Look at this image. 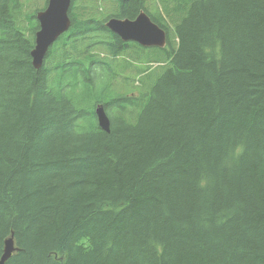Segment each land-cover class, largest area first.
<instances>
[{
  "label": "trees",
  "instance_id": "16d2710c",
  "mask_svg": "<svg viewBox=\"0 0 264 264\" xmlns=\"http://www.w3.org/2000/svg\"><path fill=\"white\" fill-rule=\"evenodd\" d=\"M25 8L0 0L6 264H264V0H71L39 69ZM141 10L165 47L104 26Z\"/></svg>",
  "mask_w": 264,
  "mask_h": 264
},
{
  "label": "water",
  "instance_id": "95a60500",
  "mask_svg": "<svg viewBox=\"0 0 264 264\" xmlns=\"http://www.w3.org/2000/svg\"><path fill=\"white\" fill-rule=\"evenodd\" d=\"M127 1V0H125ZM71 0H48L43 11L37 13L39 29L35 33L34 48L30 55L32 65L39 69L48 48L59 35L68 30L70 19L68 16ZM109 18L105 26L117 34L124 41H134L145 47H162L165 44V35L155 23L148 21L145 12L140 11L134 19ZM98 126L108 132L110 120L102 104L95 108ZM3 252L0 255V264H6L12 254L18 249L14 242V234L4 239Z\"/></svg>",
  "mask_w": 264,
  "mask_h": 264
},
{
  "label": "rangeland",
  "instance_id": "374dc122",
  "mask_svg": "<svg viewBox=\"0 0 264 264\" xmlns=\"http://www.w3.org/2000/svg\"><path fill=\"white\" fill-rule=\"evenodd\" d=\"M25 1L27 3V8H25V11L27 13H34L37 9L44 7L46 3V0H25Z\"/></svg>",
  "mask_w": 264,
  "mask_h": 264
},
{
  "label": "bare ground",
  "instance_id": "6f19581e",
  "mask_svg": "<svg viewBox=\"0 0 264 264\" xmlns=\"http://www.w3.org/2000/svg\"><path fill=\"white\" fill-rule=\"evenodd\" d=\"M70 5H71V3H70ZM146 13V12H145ZM146 15H147V19H148V21H152V19H151V17L146 13ZM115 18H119V17H115ZM114 18V19H115ZM121 19H130V18H121ZM153 23H155L154 21H152ZM156 24V23H155ZM157 25V27L160 29V30H163V32H164V35H165V44L162 46V47H165L166 45H167V34H166V32H165V30H164V28H162V27H160L158 24H156ZM37 31H35V33H36ZM35 33H34V40H35ZM57 40V39H56ZM56 40H54L52 43H54ZM162 47H159V48H162ZM109 132V131H108ZM207 149V148H206ZM3 252V251H2Z\"/></svg>",
  "mask_w": 264,
  "mask_h": 264
}]
</instances>
